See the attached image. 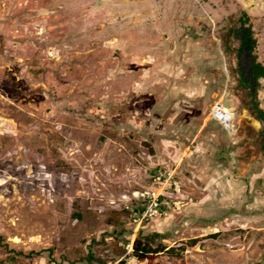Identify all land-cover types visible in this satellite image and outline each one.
Here are the masks:
<instances>
[{
	"label": "rangeland",
	"instance_id": "374dc122",
	"mask_svg": "<svg viewBox=\"0 0 264 264\" xmlns=\"http://www.w3.org/2000/svg\"><path fill=\"white\" fill-rule=\"evenodd\" d=\"M247 26L264 67V0H0V264H264Z\"/></svg>",
	"mask_w": 264,
	"mask_h": 264
},
{
	"label": "trees",
	"instance_id": "16d2710c",
	"mask_svg": "<svg viewBox=\"0 0 264 264\" xmlns=\"http://www.w3.org/2000/svg\"><path fill=\"white\" fill-rule=\"evenodd\" d=\"M239 41V50L247 53L249 56V80L251 81V87H253L256 85L257 79L264 78V67L256 62V59L253 55L254 40L252 38L251 30L248 26L243 27ZM249 95L251 96V101L246 104V109L249 114L261 124V149L264 151V111L258 108L257 103L254 101L253 93L250 92ZM138 236H140V232L138 233L137 238H134L132 241V256L139 263L156 264L154 263V257H157L160 253L165 251L166 248L159 246L152 248L147 238L140 239ZM167 251H170V249L166 250V252Z\"/></svg>",
	"mask_w": 264,
	"mask_h": 264
},
{
	"label": "built area",
	"instance_id": "2783aa9c",
	"mask_svg": "<svg viewBox=\"0 0 264 264\" xmlns=\"http://www.w3.org/2000/svg\"><path fill=\"white\" fill-rule=\"evenodd\" d=\"M217 107H220V106H217ZM232 130L235 133L234 122H233ZM143 197H144L143 201H147L146 204L145 203L143 204L144 210L142 211L141 214L136 215L133 218V225L136 226V229H139L144 222H146L149 218H151L157 212V207H158V202H159V195L155 194L153 192L151 194L148 193V194H146V196H143Z\"/></svg>",
	"mask_w": 264,
	"mask_h": 264
}]
</instances>
